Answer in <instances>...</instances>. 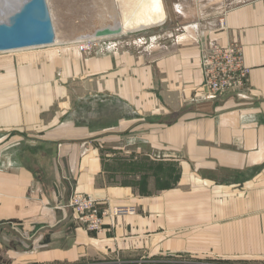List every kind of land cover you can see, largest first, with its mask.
<instances>
[{
	"label": "crops",
	"instance_id": "crops-1",
	"mask_svg": "<svg viewBox=\"0 0 264 264\" xmlns=\"http://www.w3.org/2000/svg\"><path fill=\"white\" fill-rule=\"evenodd\" d=\"M162 4L90 52L0 51V264L264 262V0ZM204 39L243 45L244 91H200ZM76 191L137 212L89 232Z\"/></svg>",
	"mask_w": 264,
	"mask_h": 264
},
{
	"label": "built area",
	"instance_id": "built-area-1",
	"mask_svg": "<svg viewBox=\"0 0 264 264\" xmlns=\"http://www.w3.org/2000/svg\"><path fill=\"white\" fill-rule=\"evenodd\" d=\"M90 38L95 39V37ZM78 45L85 51L93 48L95 42L85 38L80 39ZM201 50L204 91L223 95L231 91L241 92L247 88L250 68L246 64L244 47L240 42L222 43L218 40L204 39ZM67 206L74 210L79 225L89 232L96 233L104 229L105 218L137 212L134 205L104 207L93 195L79 191L72 194Z\"/></svg>",
	"mask_w": 264,
	"mask_h": 264
},
{
	"label": "water",
	"instance_id": "water-1",
	"mask_svg": "<svg viewBox=\"0 0 264 264\" xmlns=\"http://www.w3.org/2000/svg\"><path fill=\"white\" fill-rule=\"evenodd\" d=\"M92 31L99 37L118 35L123 32V25L117 19L115 25H100ZM56 37L47 0H26L7 17H0L2 52L54 44Z\"/></svg>",
	"mask_w": 264,
	"mask_h": 264
},
{
	"label": "bare ground",
	"instance_id": "bare-ground-1",
	"mask_svg": "<svg viewBox=\"0 0 264 264\" xmlns=\"http://www.w3.org/2000/svg\"><path fill=\"white\" fill-rule=\"evenodd\" d=\"M25 1L26 0H0V17H7L8 14L16 11L20 5L25 3ZM119 1L120 9L112 2V0L110 4H108L107 0H101V8L103 9V12L99 14L98 23H92V29H90L91 27L84 25L85 27H81L85 29L83 32L80 27L72 26L68 31L73 30L77 33L74 35L72 33L71 35V33L64 31L63 35L66 37L65 39L72 40V42H75L78 45L80 39L88 38L90 42H95V44H97L101 42L102 38L105 36H94L92 30L95 27L115 24L118 19L123 25L124 32L130 29H136L143 25L158 23L163 20L165 16L162 0H118V2ZM90 37H95V39ZM59 40L60 38L57 35L55 43L58 44V42H60Z\"/></svg>",
	"mask_w": 264,
	"mask_h": 264
},
{
	"label": "rangeland",
	"instance_id": "rangeland-1",
	"mask_svg": "<svg viewBox=\"0 0 264 264\" xmlns=\"http://www.w3.org/2000/svg\"><path fill=\"white\" fill-rule=\"evenodd\" d=\"M107 1H108V4H110L111 0H107ZM114 1L116 3H118V6H120V1L119 2H118V0H114ZM47 2H48L49 9L51 12V16H52L53 24L55 27L56 35L59 36V38H60L59 41L63 42V43H68L70 41L72 42V40H66L65 39L66 37L63 35L64 31L71 33V35L73 33V35H74L77 32H74L73 30L68 31V29L72 26L80 27L82 32L85 29H83L81 27L89 26V27H91L90 29H92V23H98V21H99L98 17L100 16L99 14H101L103 12V9L101 8V4H102L101 0H47ZM130 30H133V29H130ZM131 35H139V34L138 33H135V34L131 33ZM142 37L149 38L151 36H148V35L136 36L137 39L142 38ZM152 37H155V36H152ZM54 44H57V43H54ZM49 45H51V44L36 46V47H30V48H33V49L39 48V50H42L41 48H44V46H48L47 48H50ZM99 45H100V42L95 44L93 48H91L89 50H85V51L81 50L79 48V45H77V47H78V50L80 52L85 53V52H90V51L95 50L96 48H98ZM27 49H24V51L28 52L31 50V49H28V50ZM202 87H203V85L200 87V91H204ZM229 93H235V92L231 91ZM225 94H228V93H225ZM245 262H247V263H245ZM232 264H264V262L263 261H257V260H248V261L240 260L238 262L235 261Z\"/></svg>",
	"mask_w": 264,
	"mask_h": 264
}]
</instances>
